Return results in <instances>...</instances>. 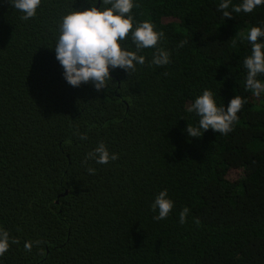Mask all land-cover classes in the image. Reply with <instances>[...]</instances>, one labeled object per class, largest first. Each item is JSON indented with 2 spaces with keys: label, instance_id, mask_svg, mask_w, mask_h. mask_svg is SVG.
Segmentation results:
<instances>
[{
  "label": "trees",
  "instance_id": "trees-1",
  "mask_svg": "<svg viewBox=\"0 0 264 264\" xmlns=\"http://www.w3.org/2000/svg\"><path fill=\"white\" fill-rule=\"evenodd\" d=\"M220 2L135 0L134 20L164 39L97 91L69 85L53 49L61 17L91 0H41L27 20L0 0V264H264V92L246 87L243 65L264 4L225 18ZM121 44L135 51L131 33ZM157 48L169 64L150 62ZM205 88L218 106L245 102L227 134L189 137ZM101 141L116 160L88 157ZM164 189L174 206L156 220Z\"/></svg>",
  "mask_w": 264,
  "mask_h": 264
},
{
  "label": "clouds",
  "instance_id": "clouds-1",
  "mask_svg": "<svg viewBox=\"0 0 264 264\" xmlns=\"http://www.w3.org/2000/svg\"><path fill=\"white\" fill-rule=\"evenodd\" d=\"M10 4L27 20L36 15L41 0H10ZM91 0V6L83 10H72L61 17L59 35L55 46V59L62 67L64 80L73 87L82 83H91L100 91L106 88L107 80L111 79L110 69L121 68L126 72L135 70L136 65H143L145 57L138 55L145 48H156L164 39V32L155 30L150 20L135 21L132 9L136 6L135 0ZM264 4V0H242L238 6L228 11L230 0H221L218 10L225 18L232 17V12H252L254 8ZM135 23V26H134ZM131 33V40L135 51L122 47L121 42ZM247 41L251 45V53L243 60L247 69L245 85L253 94L260 96L264 92V83L257 77L264 74V28L252 26L247 32ZM181 41L179 47L184 46ZM152 64L157 66L170 63V53L157 48ZM240 96L232 97L227 106H218L212 90L205 88L197 95L188 108L194 112L199 120L194 126H187L189 137H200L201 132L211 129L213 132L227 134L238 120L243 103ZM85 139L83 135L80 137ZM88 157L96 163L106 164L118 158L116 153H110L105 143L97 144ZM94 172L95 169H89ZM174 206V201L168 196L167 189L161 190L152 202L151 209L158 213L153 218L165 219ZM189 209L185 207L179 214L180 223H184ZM13 243L15 240L12 241ZM26 248L30 245L26 244ZM9 248V233L0 229V255Z\"/></svg>",
  "mask_w": 264,
  "mask_h": 264
}]
</instances>
